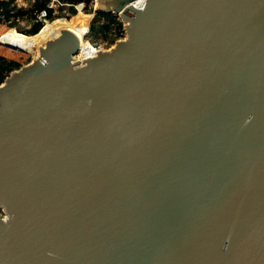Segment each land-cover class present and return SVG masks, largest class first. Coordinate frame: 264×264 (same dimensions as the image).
<instances>
[{"label":"water","instance_id":"1","mask_svg":"<svg viewBox=\"0 0 264 264\" xmlns=\"http://www.w3.org/2000/svg\"><path fill=\"white\" fill-rule=\"evenodd\" d=\"M95 1L0 83V264H264V0Z\"/></svg>","mask_w":264,"mask_h":264},{"label":"trees","instance_id":"2","mask_svg":"<svg viewBox=\"0 0 264 264\" xmlns=\"http://www.w3.org/2000/svg\"><path fill=\"white\" fill-rule=\"evenodd\" d=\"M48 1L49 0H34L33 8L30 10L31 15L28 16V10H23L21 7L17 6L15 4V0H0V25L5 24V31L0 33V45H3L0 46V53H3L6 56L16 53L10 49L24 53H36L39 47H41L43 43L52 36L51 34L56 32L59 27L70 25L71 19L85 21L87 23L86 31L89 32V24L92 14L83 11L85 5L81 0H69V2L68 0H63L64 2L71 4L68 6V11L71 16H64V18L59 21H56L57 19L53 16L54 14H52V9L47 7ZM43 8L46 9L48 18L47 23L44 22V24L34 20V11H38ZM95 16L97 18L101 17L103 22L99 24L98 27H95V24L92 23L91 30L106 33V31L113 26V30L116 31L115 35L118 36L121 34L122 22L119 18L114 16L113 13L96 11ZM20 18H30L33 20L30 29L17 31L16 29L11 28L15 25V21ZM85 37L86 36L84 35V39ZM25 55L28 56L27 54H23L22 56L25 58ZM23 57L19 56L18 59L13 60L6 59L0 54V83L12 70L20 68L23 64L21 63ZM25 59H27V57Z\"/></svg>","mask_w":264,"mask_h":264},{"label":"rangeland","instance_id":"3","mask_svg":"<svg viewBox=\"0 0 264 264\" xmlns=\"http://www.w3.org/2000/svg\"><path fill=\"white\" fill-rule=\"evenodd\" d=\"M33 1L34 0H18L17 4L23 10H28L27 14H28V16H30L31 15L30 10L33 8ZM81 1L85 5L83 11H86V13L92 14L90 24H89V32L86 31L87 23L85 21L71 19L70 25L61 26L56 30V32H53L51 34L52 35L51 38L55 37L61 32V29H65V28L72 29V31L79 33L81 35V42H80L79 48L77 49V51L73 55L77 59H83V58H86L88 56H91V55L95 54L96 51L110 50L111 48L114 47V45L116 44V42L118 40L124 39L127 35L126 27H125L126 22L124 20H122L118 14H114V13H113L114 16L119 18L122 22V30H121L120 35H118V36L115 35L116 31L113 30V26H111L106 31V33L98 32L97 30H91V24L92 23L95 24V27H98V25L103 22V19L101 17L97 18L95 16L96 11H100V10L97 9L96 7H94L95 6V0H81ZM68 2H69V0H68ZM68 6H70V5L62 6V8L59 9V11L53 15L57 19L56 21L62 20L64 18V16L65 17L71 16L69 11H68ZM73 7L75 8L74 5H73ZM32 22H33V20L30 18L29 19L20 18L17 21H15V25L12 26L11 28L16 29L17 31L18 30H28V29H30ZM4 29H5V24H1L0 25V33H2V31H5ZM84 35L86 36L85 37L86 41L84 39ZM0 46H3V45H0ZM10 50H12L13 52H16V53L13 55H9V56L4 55L3 53H0V54L3 55L6 59H13V60L18 59L19 56L23 57L22 56L23 54L28 55V56L25 55V58L27 57V59H25L24 57L22 58V61H21V63H23L22 65H24V64L28 63L30 60H32L33 57L37 53V52L36 53H34V52L33 53H31V52L30 53H24V52L13 50V49H10ZM17 69H14V70H17ZM14 70H12V71H14ZM0 215L1 216L3 215V211H2L1 207H0Z\"/></svg>","mask_w":264,"mask_h":264},{"label":"built area","instance_id":"4","mask_svg":"<svg viewBox=\"0 0 264 264\" xmlns=\"http://www.w3.org/2000/svg\"><path fill=\"white\" fill-rule=\"evenodd\" d=\"M18 0H15V4H17ZM71 5L70 3L64 2L63 0H49L47 3V7L52 9V14H56L62 6ZM34 20L42 22L44 24L45 21L48 20L47 18V11L46 9H40L34 11Z\"/></svg>","mask_w":264,"mask_h":264},{"label":"bare ground","instance_id":"5","mask_svg":"<svg viewBox=\"0 0 264 264\" xmlns=\"http://www.w3.org/2000/svg\"><path fill=\"white\" fill-rule=\"evenodd\" d=\"M132 2H137V3H140V4H142V2H143V0H133ZM131 2V3H132ZM96 1H95V7H96ZM129 4V3H128ZM126 6V5H125ZM124 6V7H125ZM45 23H47V21H45ZM65 29H68V28H65ZM72 30V29H71ZM74 32V31H73ZM78 35H80L79 33H78ZM81 36V35H80ZM56 37V36H55ZM52 38H54V37H52ZM49 39H51V37L49 38ZM48 40V39H47ZM80 42H81V40H80ZM80 42H77V46H78V48H79V45H80ZM77 48V49H78ZM97 52V51H96ZM96 52H95V54H96ZM38 53H39V49H38V51H37V53H36V55L33 57V58H35L37 55H38ZM95 54H93V55H95ZM93 55H91V56H93ZM89 57V56H88ZM73 59H75V60H83V59H77V58H75L74 56H73Z\"/></svg>","mask_w":264,"mask_h":264}]
</instances>
